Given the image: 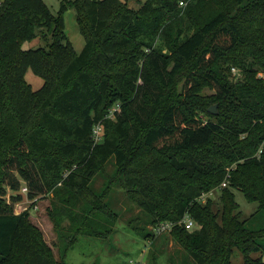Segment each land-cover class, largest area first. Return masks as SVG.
<instances>
[{
  "label": "trees",
  "instance_id": "trees-1",
  "mask_svg": "<svg viewBox=\"0 0 264 264\" xmlns=\"http://www.w3.org/2000/svg\"><path fill=\"white\" fill-rule=\"evenodd\" d=\"M69 7L86 42L80 53L66 34ZM39 30L48 45L25 48ZM30 68L45 79L39 89L26 79ZM260 72L264 0H146L137 10L127 0H62L57 15L45 0H2L0 264H67L55 258L31 210L15 212L24 186L29 198L65 189L104 215L99 226L114 224L118 213L89 186L113 155L128 195L153 226L173 222L171 233L196 264H232L235 248L242 264H264L252 256L264 251V226L248 227L235 192L258 202L251 220L264 215ZM182 76L180 96L170 97ZM206 86L214 92L202 93ZM87 214L80 212L81 225L68 206L54 217L58 226L67 217L77 232L103 234Z\"/></svg>",
  "mask_w": 264,
  "mask_h": 264
},
{
  "label": "rangeland",
  "instance_id": "rangeland-1",
  "mask_svg": "<svg viewBox=\"0 0 264 264\" xmlns=\"http://www.w3.org/2000/svg\"><path fill=\"white\" fill-rule=\"evenodd\" d=\"M45 1L52 12L57 15L60 11L62 0ZM145 1L127 0V4L137 10ZM64 16L67 37L77 52L80 53L84 49L86 42L77 21L76 9L69 7L65 11ZM49 41L51 39L45 40L39 30L38 36L25 42L24 47L29 49L47 46ZM26 79L32 84L34 89L41 88L45 83V79L36 74L31 68L26 72ZM184 79L185 76H182L178 80L176 91L171 90L169 92L170 97L172 95L180 96ZM213 92L207 86L202 90L204 94ZM114 117L115 114L112 115V118ZM116 170V160L113 155L103 164L101 170L89 185L97 194H104L102 201H106L119 215L118 220L114 224L107 225V230H105L104 224L102 226L97 224L100 218L104 216L102 213L98 215L96 211H89L87 204L83 208L85 199L82 198L79 201V199L70 196L65 189L60 195L51 190L45 196L29 198L26 196L27 193L24 186L20 191L23 198L13 204L14 210L16 213L31 210V222L42 231L46 241L52 247L55 258L67 264H136L140 259L145 260L147 264H196L194 257L175 239L171 231L158 234L155 237L147 235L154 227L151 222V215L143 210L133 197L128 195L126 189L118 181L120 175L117 174ZM66 175L67 172H65L64 176ZM60 186H62V182L57 185V187ZM235 192L240 204L241 217L246 220L248 227L258 228L264 226V215L254 220L250 219L258 209V202L249 201L239 189ZM8 193V196H10L12 191L9 189ZM220 193V189L210 193V196L214 199V208L217 210L221 207L218 199ZM210 196L207 195L206 199ZM61 206H68L70 210H74L77 225L84 224L87 220L79 215L80 212L88 213L86 215L88 220H93L98 231L103 234H98L95 229H92L93 233H90V229L85 233L82 231L77 232L75 227H71V219L67 217L63 218L60 226L56 225L54 212L56 208ZM101 212L103 211L101 210ZM86 227L89 228L88 226ZM109 228L110 230L108 231ZM262 242L264 244V236L262 237ZM252 256L263 257L264 259V251L254 252ZM131 259H135V261L132 262ZM244 260V253L235 248L232 264H242Z\"/></svg>",
  "mask_w": 264,
  "mask_h": 264
},
{
  "label": "built area",
  "instance_id": "built-area-1",
  "mask_svg": "<svg viewBox=\"0 0 264 264\" xmlns=\"http://www.w3.org/2000/svg\"><path fill=\"white\" fill-rule=\"evenodd\" d=\"M1 4H2V0H0V5ZM232 73L234 74V76H240L241 75L239 68H237L236 66L232 67ZM259 76H264V72H260ZM119 109H120V105H117L116 107H114L112 109V113L110 116L114 115L115 111L119 110ZM94 134H95V138L97 141H99L102 138V125L101 124L96 125V127L94 129ZM263 145H264V143H263ZM226 185H227V182L222 183V186H226ZM24 189L27 191L26 186L24 187ZM207 195H209V194H203V196H202L203 201L206 200ZM183 222L186 224V226L188 228L194 227L195 223H196L195 220L189 214H187L185 216ZM172 227H173V222L170 220H166V221H162V222L158 223L156 226H154L153 230H154L155 234L158 235L161 233H165L167 231H171ZM131 261L134 262L135 259H131ZM136 264H147V263L145 262V260L140 259L136 262Z\"/></svg>",
  "mask_w": 264,
  "mask_h": 264
},
{
  "label": "water",
  "instance_id": "water-1",
  "mask_svg": "<svg viewBox=\"0 0 264 264\" xmlns=\"http://www.w3.org/2000/svg\"><path fill=\"white\" fill-rule=\"evenodd\" d=\"M209 110H210L212 113L216 114V113L218 112V110H217V104H213V105L209 108Z\"/></svg>",
  "mask_w": 264,
  "mask_h": 264
}]
</instances>
